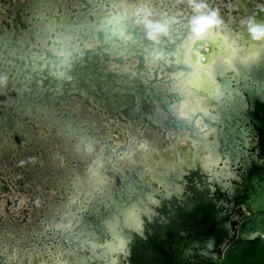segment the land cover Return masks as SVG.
Instances as JSON below:
<instances>
[{
  "label": "water",
  "instance_id": "obj_1",
  "mask_svg": "<svg viewBox=\"0 0 264 264\" xmlns=\"http://www.w3.org/2000/svg\"><path fill=\"white\" fill-rule=\"evenodd\" d=\"M209 3L225 13L230 8L223 3L252 10L249 0ZM192 15L189 0H0V163H9L21 174L16 184L35 202L31 213L25 208L17 225L7 228L0 217V264H9L11 257L21 264L20 256H26L20 249L23 243L34 252L35 245L62 242L83 256L89 246L102 247L95 242L97 218L114 201L109 190L113 183L121 197L136 186L138 174L125 163L136 147L149 145L142 136L160 131L170 142L169 130L188 128L181 108L189 95L180 87L182 78L173 81L181 71L171 70L169 82L161 81V71L165 62L170 60L173 66L182 60L183 42L185 58L190 59L196 38L190 28ZM230 27L223 21L212 29L230 39ZM77 52L81 68L86 66V53L97 68L120 63V69L116 74L96 71L95 86L63 84L57 65ZM142 61L150 71H138ZM213 78L219 84L214 72ZM187 115L196 117L192 112ZM110 130L122 132L123 140ZM58 151L65 163L76 168L71 173L66 167L67 177L58 176L55 167L50 168L51 175L45 171L52 161L61 164ZM77 160L84 170L76 166ZM94 167L100 176H90ZM25 180L30 187L25 188ZM0 181L4 192H12L13 183L4 177ZM97 181L101 184L94 187ZM52 189L59 194L56 203L48 197ZM0 198L7 199L8 214H13L10 207H19L18 199L1 193ZM100 248H92L96 256ZM255 252L239 246L217 264H264V249ZM34 255L43 261L40 253Z\"/></svg>",
  "mask_w": 264,
  "mask_h": 264
},
{
  "label": "flooded vegetation",
  "instance_id": "obj_2",
  "mask_svg": "<svg viewBox=\"0 0 264 264\" xmlns=\"http://www.w3.org/2000/svg\"><path fill=\"white\" fill-rule=\"evenodd\" d=\"M230 34V39L227 35L211 36L221 41L225 39V42L239 36L231 31ZM256 36L260 38L253 36L249 46L245 42L250 53L264 49V34ZM217 59L210 61L209 66L212 67ZM232 85L233 95L239 97L231 99L226 106L235 108L234 113L217 115V110L227 103L218 96L212 102L215 106L210 113L200 109V114L195 112V118L182 115L188 128L179 132L169 130L170 142L163 139L160 131L157 135H144L149 145L135 149L142 157L137 154V161L134 156L133 162L125 163L139 178L134 189H130L131 194H125L120 200L119 245L105 244L101 248L97 245L96 248H100L97 257L96 249H92L95 247L91 246L83 256L62 242L35 245L34 252L30 244L23 243L20 249L25 250L26 256L21 255L19 262L217 264L224 263L226 255L239 246L250 254L264 249V88L257 80L250 82L253 90L259 88L262 94L251 98L243 81ZM217 86L220 95V83ZM97 183L94 187L100 186L101 183ZM133 197L135 200L128 206L127 202ZM119 247L120 252H114ZM34 253H40L43 261ZM8 263L19 264L16 257L9 258Z\"/></svg>",
  "mask_w": 264,
  "mask_h": 264
},
{
  "label": "rangeland",
  "instance_id": "obj_3",
  "mask_svg": "<svg viewBox=\"0 0 264 264\" xmlns=\"http://www.w3.org/2000/svg\"><path fill=\"white\" fill-rule=\"evenodd\" d=\"M249 2L252 3V5L250 6V9H252V10L250 12H249V8L243 7L241 5H240L241 6L240 7V6H236V5H232V4L231 5H225V6L230 8V13H225L223 8L218 10V12L220 13V17L223 19V21H225V23L234 24L235 22H238V24H235L237 26H235V27L231 26L230 27L232 33L237 34V35H246V36L249 35L250 36L248 38V42H246L248 46L250 44V41L253 39L252 37L254 35L250 34L248 29L245 28V26H246L245 21H247L249 19H252V20L255 19L254 21L257 24H259V23L264 24V0H249ZM222 7H224V3H223ZM257 9L259 12H257ZM244 13H246L245 16H244ZM250 17H252V18H250ZM239 33H241V34H239ZM214 34L215 33L213 32L212 35H214ZM258 34H264V31H258L256 35H258ZM215 35H217V34H215ZM216 37L217 36L214 37V43L216 45V50L219 51V47H222V42L219 38H216ZM185 38H186V36H184V39ZM180 46H181V48H180L179 54L182 57V60L180 62H178V64L175 63L177 65H173V66L170 65L171 64L170 60L168 61V63L165 62L163 64L162 71H161V81L162 82L171 81V78H169V74H170L171 70H173V69H175L176 71H182L181 76L178 77L179 79L177 78V80H173L174 82L180 81V78H182V81H184L191 74H193L197 70H199L198 65H195L194 63H192L190 59L185 58L187 51H185L184 48H182V47H185L184 42ZM136 52L138 53L139 51L136 50ZM127 53H132V52H127ZM97 54H99V53H97ZM79 55H80V53L77 52V54L73 55V58L70 56L68 61H63L59 65H57L58 67L56 69V74L57 75L60 74V77L62 79L61 83L63 82V84H66V83H69L71 81H73L75 83L88 82L92 86H95L93 78H96L98 76L96 71H100V73H102V72L103 73H110V71L111 72L114 71V73L116 74L118 72V70L120 69V66H121L120 63L119 64L115 63L114 68H107L105 66H101L100 68H97V67H95V64H93L94 60L88 62V60H90V58L88 57V54L85 53L84 56L83 55L82 56L86 60V62H85L86 66H83L81 68L82 61L79 59L80 58ZM239 58L240 57H238V58L236 57L231 63H226V64H225V62L223 63L222 61H216L214 63V65L212 66L213 70H215L214 71V77H216V80L221 85L222 98L225 100V102H227V103H225V105L221 106L220 109L217 110V115L226 116V115H229L230 113L231 114L234 113V111H237L233 107L228 108L226 106L228 103H231V99L239 97V95H237V96L233 95V93L235 92V88L232 87L233 86L232 84L234 82L238 83L240 80L243 81L244 87L249 91L251 98L259 97L262 95L259 88H255L253 90L252 86L250 85V82H253V80H257V81L261 82L262 87L264 88V49L261 51L259 58L254 60V61L253 60H251V61L246 60L243 62V60L241 61V59H239ZM150 70H151V68L149 67V65H147V62L142 61V65L138 69V71L139 72L140 71L148 72ZM231 71L234 72L232 76L229 75V73ZM183 72H185L184 75H183ZM100 76H103V74H100ZM109 76L112 77V74H109ZM109 76H108V78H109ZM77 78H78V80H77ZM131 79H137V77L133 76ZM138 79H140V77H138ZM175 97H176L175 98L176 100H180V97L178 95H176ZM184 98H185V96L182 95V99H184ZM109 133L114 135L116 139H122L123 140L122 132H118L116 130H110ZM59 149L61 150V148H59ZM57 157L61 160V165L67 164V163H65V161L63 159L62 152L58 151ZM28 158L35 160V157H33V155L28 156ZM77 165H79V169L83 170V167H80L78 160H77ZM98 176H100V175L98 174ZM30 186L31 185H28V187H30ZM118 188H119L118 185H116V184L114 185V183L109 188L110 193L112 194V197H114L113 198L114 201L112 202V204H109L107 207V210L102 211L101 212L102 215L97 218L98 219V222H96L97 223V235L95 236V242L98 241V242H96L97 244H100V245L110 244L111 247H113L115 245H119V243H120V237H119V235H117V233L121 232L122 221H121V218H119V210L121 209V205H120L121 196L118 195ZM39 189L41 190V192L43 191L41 186H39ZM80 189L82 190V187H80ZM0 192L3 196L4 195L8 196V198L13 200V201H15L17 199L19 200V207L18 208L10 207L11 211H15V214H13V216H18L17 220L19 217L20 218L23 217V216H21L22 213H20V210H22L23 208L24 209L28 208L30 213L34 210L33 205L35 204V202L34 203L30 202L28 195H26L25 193H22L20 191L19 185H17V186L15 185L14 189L12 190V192H10V194L4 192L3 188L1 189ZM58 195H59L58 192L55 191V189H52V191L50 192L48 197L52 202L56 203L57 198H55V196L58 197ZM134 198L135 197H133L131 200H129V202H127L128 206H130L131 201L135 200ZM6 206H7V199L6 198L0 199V211H2L3 212L2 214H4V215H8V213L5 212ZM128 208L130 209V207H128ZM108 222H109V226L112 227L113 230L108 229ZM3 223H4L3 225L5 226L6 225L5 224L6 223L5 218H4ZM6 227H7V225H6ZM23 227H25V226H23ZM129 236L132 237V235H129ZM96 239H98V240H96Z\"/></svg>",
  "mask_w": 264,
  "mask_h": 264
},
{
  "label": "bare ground",
  "instance_id": "obj_4",
  "mask_svg": "<svg viewBox=\"0 0 264 264\" xmlns=\"http://www.w3.org/2000/svg\"><path fill=\"white\" fill-rule=\"evenodd\" d=\"M261 2V1H260ZM223 6V4H222ZM225 7V4H224ZM241 7V6H240ZM244 7V6H243ZM263 9V8H262ZM234 11V10H233ZM248 12V11H247ZM234 13V12H233ZM246 13H244L245 16ZM249 14V13H248ZM242 18V17H241ZM252 18V17H250ZM239 20V19H238ZM255 20V19H254ZM244 22V21H243ZM231 24V23H230ZM238 24V22H235L234 24H231V26L235 27ZM260 24V23H259ZM245 28H247V26H245ZM231 31V28H230ZM213 29H208L206 32H204L203 34H200L198 37H196L193 41H192V47L190 50V60L192 63H194L195 65L199 66V70L196 71L195 73L191 74L186 80H184V82H182L180 85V87H184L185 89L189 88L190 90L188 91V101L185 102L182 105V114L186 115L188 112H192L195 113L196 111L202 109L204 112L203 113H210V111L214 108V104H212L213 101H215L217 99V97H221L222 94L219 95V88L216 84V82L214 81L213 78V72L215 70H213V67H211V65L209 66L210 61H212L213 59H221V61L225 64L226 63H231L236 57H240L239 59H241V61L243 60H256L259 58V55L262 51V49H260L259 51L255 52H249L248 49L246 48V44L245 42H248L249 37H246V35H239L237 36L235 39L233 40H227L226 42L224 40H222L221 42L222 47H219V51H216V45L214 43V37L211 36V34H213ZM241 34V33H239ZM215 35V34H214ZM232 36V35H231ZM234 37V36H233ZM227 38V37H226ZM246 39V40H245ZM262 41L264 42V39H262ZM227 45V47H226ZM264 45V44H263ZM264 47V46H263ZM260 48V47H259ZM186 53V52H185ZM180 55V54H179ZM215 61V60H213ZM216 61H219L218 59ZM213 63V62H212ZM229 66V65H228ZM231 66V65H230ZM182 72V71H181ZM185 72H183L184 75ZM188 73V72H187ZM192 73V72H191ZM182 75V76H183ZM181 76V75H180ZM185 78V77H184ZM184 90V89H183ZM189 117V116H188ZM190 119V118H189ZM203 124V123H202ZM174 133V132H173ZM187 133V132H186ZM211 133V132H210ZM202 134V133H201ZM175 135V134H174ZM203 135V134H202ZM202 135H200L202 137ZM187 136V135H186ZM145 137V136H144ZM160 138V137H159ZM183 138V137H181ZM186 138V137H185ZM200 138V137H199ZM153 140V139H152ZM156 140V138H155ZM158 140V139H157ZM156 140V141H157ZM163 140V139H161ZM184 140V139H183ZM199 140V139H198ZM150 141V140H149ZM189 141V140H188ZM203 141V140H202ZM201 141V142H202ZM184 142V141H182ZM195 142V141H194ZM194 142H192L194 144ZM156 143V142H155ZM186 143V142H185ZM188 143V142H187ZM190 143V142H189ZM202 144V143H201ZM157 146V145H156ZM159 146V145H158ZM198 146V145H197ZM196 146V147H197ZM203 146V145H202ZM159 149V148H158ZM161 149V148H160ZM192 149V147L190 148ZM138 151V150H137ZM142 151V150H141ZM194 151V150H193ZM140 152V151H139ZM139 152H136L135 149L132 153V158H130L129 156L131 154H127V157H129V160L132 162L135 160L133 157L134 156H138L140 157L141 154H139ZM162 152V151H161ZM154 153V152H152ZM156 153V152H155ZM160 153V152H159ZM187 153V152H186ZM185 153V154H186ZM193 153V152H191ZM164 154V153H163ZM142 155H145L142 153ZM193 155V154H192ZM208 155V154H207ZM148 156V155H147ZM157 156V154H156ZM174 156V155H173ZM182 156V155H181ZM184 156V155H183ZM196 156V155H195ZM142 157V156H141ZM152 157V154L150 155V158ZM154 157V156H153ZM160 157V156H159ZM163 157V156H162ZM210 157V156H209ZM208 157V158H209ZM138 158V157H137ZM136 158V160H137ZM186 158V156H185ZM134 159V160H133ZM149 159V158H148ZM156 159V158H155ZM154 159V160H155ZM161 159V158H160ZM165 159V158H164ZM159 160V158H158ZM210 160V159H208ZM152 161V160H150ZM136 162V161H135ZM172 162V161H171ZM130 163V162H129ZM128 163V164H129ZM152 163V162H151ZM150 163V164H151ZM174 163V162H173ZM172 163V164H173ZM153 164V163H152ZM163 164V163H162ZM126 165V164H125ZM140 166V165H139ZM81 167V166H80ZM154 168V167H153ZM152 168V169H153ZM139 170V168H137ZM169 169V168H168ZM72 171V170H71ZM66 172V171H65ZM168 173V172H167ZM93 174L98 175V167H94L93 171L90 173V176H92ZM100 175V174H99ZM170 175V174H169ZM82 177H84V175H82ZM157 178V177H155ZM162 178V177H161ZM87 179V178H86ZM169 179V178H168ZM157 180V179H155ZM159 181V179H158ZM165 181V180H164ZM98 182V181H97ZM96 182V183H97ZM160 182V181H159ZM95 183V184H96ZM162 183V182H161ZM171 183V182H170ZM100 182L97 183V185H99ZM166 184V183H165ZM84 186H87L86 184H84ZM78 188H80V186H77ZM98 187V186H96ZM168 190H170L168 188ZM152 196V195H150ZM143 201V200H142ZM133 206V205H132ZM136 209V208H135ZM133 209V210H135ZM128 213V212H126ZM130 214V213H129ZM128 215V214H127ZM135 215V214H134ZM131 216V214L129 215ZM140 218V217H139ZM126 220V219H125ZM129 220V219H128ZM116 226V225H115ZM115 228V227H114ZM117 228V227H116ZM117 232V231H116ZM99 236V235H98ZM119 239V238H118ZM98 240V239H96ZM101 241V240H100ZM98 242V241H96ZM125 244V243H124ZM96 248V247H95ZM114 250V249H113ZM121 250V248H116L114 250V252L119 253ZM102 251V250H101ZM64 252V251H63ZM110 253V252H109ZM113 253V252H112ZM100 254V252H99ZM114 254V253H113ZM65 257V256H64ZM117 257V256H116ZM100 259V258H99ZM66 260V259H65ZM69 260V259H68ZM64 262V261H63ZM102 262V261H100ZM99 262V263H100ZM85 264V263H83Z\"/></svg>",
  "mask_w": 264,
  "mask_h": 264
},
{
  "label": "clouds",
  "instance_id": "obj_5",
  "mask_svg": "<svg viewBox=\"0 0 264 264\" xmlns=\"http://www.w3.org/2000/svg\"><path fill=\"white\" fill-rule=\"evenodd\" d=\"M189 3L193 9L190 28L194 37H198L201 34V29H212L223 23L220 13L211 8L209 0H189ZM245 24L250 34L260 38L256 34L258 31H264V24H257L252 19L245 21Z\"/></svg>",
  "mask_w": 264,
  "mask_h": 264
},
{
  "label": "crops",
  "instance_id": "obj_6",
  "mask_svg": "<svg viewBox=\"0 0 264 264\" xmlns=\"http://www.w3.org/2000/svg\"><path fill=\"white\" fill-rule=\"evenodd\" d=\"M76 166L79 168V165H77V163H76ZM81 166V165H80ZM52 167H55L56 169H57V175L58 176H61V177H63V176H65V177H67V174H66V167H69V169H70V172L71 173H74V171H75V169L76 168H74L73 166H71L69 163H67L66 165H61V164H56L54 161H52L51 162V164H50V167H46L45 168V171H47V173H48V175H51V173H50V168H52ZM35 172L36 171H38V169H33ZM72 170V171H71ZM83 170H84V168H83ZM80 171H82V169H80ZM21 176V174L19 173V172H17L16 171V169L12 166V165H10L9 163H6L5 165H2L1 163H0V178L1 177H4L5 179H7V181L9 182V183H13V185H16L17 186V184H16V179H18L19 177ZM31 182H28L27 180H25V188H27L28 187V185H31L30 184ZM2 187H3V184H2V182L0 181V191H1V189H2ZM38 189H39V186H38ZM43 192V191H42ZM1 193V192H0ZM8 194H10V193H8ZM5 196V195H4ZM55 198H57L56 196H55ZM1 199V198H0ZM6 201V200H5ZM16 210V209H15ZM24 208L22 209V210H20V213H22L21 214V216H23V213H24ZM6 212V211H5ZM3 212L2 211H0V217L2 216V217H4L5 218V221H6V225H7V227H11L12 225H17V224H19L20 223V219H22L23 217H19L18 218V220H17V217L18 216H13V214H15V211H12V213L13 214H8V215H4V214H2ZM11 216H13V218L15 219V221L14 222H12L11 221ZM16 217V218H15ZM4 224V223H3ZM5 225V226H6Z\"/></svg>",
  "mask_w": 264,
  "mask_h": 264
},
{
  "label": "snow or ice",
  "instance_id": "obj_7",
  "mask_svg": "<svg viewBox=\"0 0 264 264\" xmlns=\"http://www.w3.org/2000/svg\"><path fill=\"white\" fill-rule=\"evenodd\" d=\"M201 30H203V29H201Z\"/></svg>",
  "mask_w": 264,
  "mask_h": 264
}]
</instances>
